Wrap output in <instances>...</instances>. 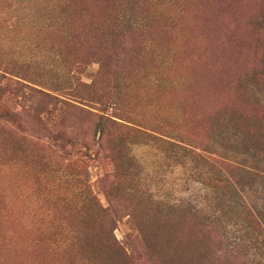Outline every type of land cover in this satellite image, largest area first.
Returning a JSON list of instances; mask_svg holds the SVG:
<instances>
[{
    "label": "rangeland",
    "instance_id": "rangeland-1",
    "mask_svg": "<svg viewBox=\"0 0 264 264\" xmlns=\"http://www.w3.org/2000/svg\"><path fill=\"white\" fill-rule=\"evenodd\" d=\"M76 1L90 8L89 13L83 12L85 26L94 19L112 17L122 3ZM53 2L0 0V73L4 71L7 75V79L0 81V123L5 125L10 144L17 140L31 149L50 147L70 161L80 159L72 162L73 171L92 186L101 202L107 204L108 200L114 217L119 218L114 234L131 250L128 217H120L108 195V184L117 177L115 161L100 146L98 136L94 138L93 129H78L86 143L65 142L59 138L62 136L59 131L50 133L46 129L58 122H46V128L37 124L32 117L34 111L27 108L29 96L24 98L16 90V82L27 76L33 85L55 93V89L41 81V75L46 74L44 78L49 80L62 78L38 63L44 54L52 55L58 50L57 46L49 47L51 44L60 46L61 37L49 32L46 26L44 29L42 22ZM149 12L155 19L145 30L131 34L133 54L155 63L151 54L146 57L142 50L149 42L148 36L157 37L161 46H165L168 59L174 63L178 84L175 100L165 102L166 109L173 114L168 113L164 122L175 123L184 111L187 119L179 132H184V138L196 146L200 156L189 155L157 138L139 136L129 146L128 156L131 154L134 159L129 157L128 163L143 176L144 186L153 188L159 197L164 198L165 193L171 200L183 201L179 212L182 222L169 228L188 256H195V249L206 239L196 224L201 221L200 215L190 209L205 208L209 212L220 210L232 223L237 222L234 232L246 240L243 243L247 246L243 244L238 257L229 258L228 264H264V231L251 228L253 222L244 209L249 206L264 222V0H152ZM172 44L176 45L174 49ZM87 52L86 47L72 49L68 64ZM92 60L95 59L74 73L75 81L81 84L80 92L92 89L82 83L96 79L100 64ZM28 70L33 71L32 76L27 75ZM179 78L187 84L179 85ZM113 84L114 79L106 74L98 80L96 91L101 94L112 91ZM159 96L160 93L146 95V108L153 111V98ZM67 123L68 119L64 124ZM58 127L59 124L55 125ZM35 174L19 164L0 160V264H82L84 259L78 249L72 248L73 241H69L73 242L69 249L55 242L66 237L74 239L64 226L60 228L58 221L63 219L70 227L84 226L94 225L96 218L82 216L78 210L80 192L76 186L73 190L72 185L63 184L59 189L49 178H38ZM217 179L219 185L215 184ZM55 210L65 211L67 219L63 214L55 221ZM254 224L258 227L255 221ZM97 241L98 236H94L92 242ZM214 241L213 250L211 247L209 250L211 257L201 256L204 259L199 262L218 261L214 251L221 244L216 238ZM136 256L141 264H148L139 252ZM217 257L223 264L227 261L218 253ZM194 263L189 257L183 262ZM114 264H118L116 260Z\"/></svg>",
    "mask_w": 264,
    "mask_h": 264
},
{
    "label": "trees",
    "instance_id": "trees-1",
    "mask_svg": "<svg viewBox=\"0 0 264 264\" xmlns=\"http://www.w3.org/2000/svg\"><path fill=\"white\" fill-rule=\"evenodd\" d=\"M120 1H122L121 8H116L112 17L107 15L105 19L97 18L85 26L83 12L89 13L88 6L78 5L76 0H54L42 22L43 28L46 26L49 32L55 35L57 33L61 37L60 46L51 44L49 47L55 49L54 46H57L58 50L55 49V54L52 55L44 54L38 58V63L43 69L49 68L62 78L49 80L44 78L46 74L41 75V81L51 89H55V93L33 85L35 83L29 80L30 78L27 79V76L21 77V82H16V90L24 98L29 96L30 104L27 108L34 111L32 117L37 124L46 128V122L51 123L53 120L58 122L51 129H46L50 133L59 131V135H62L59 138L65 142L86 143L85 136L81 134L83 132H78V129L80 127L86 128V131L93 129L94 138L98 136L100 146L104 147L115 161L117 177L109 182L108 195L113 200V206L118 214L121 213L120 217H128L133 241L131 250L125 248L114 234L119 218L114 217V210L112 211V206L108 205V200L107 204L101 202L93 192L92 186L81 180V177L73 171L75 166L72 162L76 163L81 161L80 159L70 161L66 155L50 147L43 150L31 149L17 140L14 144H10L5 125L2 126L0 123V160L19 164L34 174L36 172L38 178L41 176L49 178V181L55 182V186L59 189L63 184L72 185L73 190L75 189L73 186H76L80 192L78 210L83 214L82 216H94L96 221L94 225L70 227L61 219L63 214L67 219L66 212L55 210L54 220L61 219L58 221L60 228L64 226L68 236L70 234V237L77 240L66 237L65 240L55 242L67 246L68 249L74 242L72 248L78 249L82 254L84 259L82 264H114L115 260L118 264H141L136 252H139L148 264H183L188 257L195 262L194 264H203L199 262L204 259L201 256L205 255L207 259L211 257L209 250L210 247L213 250L212 242L215 238L221 244L218 251H214V257L218 261L206 264H223L217 253L219 257H225L227 260L225 264H228V259L238 257L240 249L246 245L243 243L246 240L243 239L242 234L234 232L233 227L239 224L232 223L233 221L222 215L220 210L209 212L205 208H196L194 211L190 209L191 212L200 215L201 221L196 224L206 239L202 241V246L199 248L197 246L195 249V256L193 254L188 256L180 242L173 237L174 231L169 228L182 222L179 212L183 201L179 200L178 203L176 200H171L165 193L164 198L159 197L153 192V188L144 186L143 176L140 172H135L132 164L128 163L129 157L134 159L133 155L128 156L129 146L134 143V139H139V136H146L148 139L157 138L184 149L189 155L200 156V153L192 142L184 138V132H179L187 119L184 111H181L178 115L180 118L177 117L175 123L164 122L168 113L173 114L166 109L165 102L168 100L170 104L175 100L178 84L174 63L171 58L168 59L165 46H161L157 37L147 33L151 36H148L149 42L145 43L142 50L146 52V57L151 54L149 56L155 60V63L137 53L134 55V49L131 48V34L145 30L152 19H155L151 12L147 13L149 1L152 0ZM84 47L88 49L87 55L76 58L68 64L69 51ZM175 47L176 45L172 44V48ZM48 57L51 62L47 61ZM159 58L167 59L162 60L161 63L156 62ZM91 59H95L92 62L100 64V68L96 79L91 83L84 82L82 85L93 90L80 92L81 84L75 81L74 73L82 65L88 64ZM72 74L74 76H71ZM106 74L108 78L114 79V84L112 91L101 94L100 90L96 91V84ZM27 75L32 76L33 71L28 70ZM4 79H7V75L3 71L0 73V81L3 82ZM179 81L181 86L187 84L180 78ZM63 93L66 95L64 96ZM127 93L128 95L125 96ZM150 93L161 94L158 98H153V111L145 106L148 103L145 102L144 97ZM34 95L38 98L36 99ZM128 96L130 97L127 98ZM74 110H76L75 114ZM80 114L82 115L79 118ZM67 119L68 123L64 124ZM57 124L59 127L55 128ZM146 180L145 178V182ZM219 183L220 180L217 179L215 184L219 185ZM244 209L253 222L251 228L263 232L264 222L259 219L258 214L249 206L245 205ZM254 221L258 227L255 226ZM93 233L94 236H98L96 243L92 242Z\"/></svg>",
    "mask_w": 264,
    "mask_h": 264
}]
</instances>
